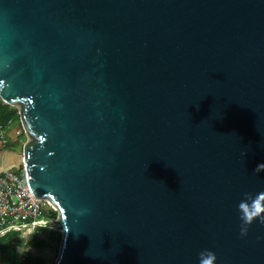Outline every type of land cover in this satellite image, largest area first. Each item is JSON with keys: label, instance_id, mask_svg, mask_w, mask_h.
<instances>
[{"label": "water", "instance_id": "water-1", "mask_svg": "<svg viewBox=\"0 0 264 264\" xmlns=\"http://www.w3.org/2000/svg\"><path fill=\"white\" fill-rule=\"evenodd\" d=\"M0 99L53 264H264V0H0Z\"/></svg>", "mask_w": 264, "mask_h": 264}, {"label": "built area", "instance_id": "built-area-1", "mask_svg": "<svg viewBox=\"0 0 264 264\" xmlns=\"http://www.w3.org/2000/svg\"><path fill=\"white\" fill-rule=\"evenodd\" d=\"M0 102L5 103L1 99ZM15 123L17 122L9 120L6 124H0V150L9 147L11 135L18 139V144H23V128L18 123L14 125ZM53 211L57 212V209L51 201L36 198L32 194L27 171L22 164L16 168L0 170V230L53 229L57 219L52 216ZM16 221L20 223H15ZM30 252L31 248L26 243L21 244L20 261H24Z\"/></svg>", "mask_w": 264, "mask_h": 264}, {"label": "trees", "instance_id": "trees-1", "mask_svg": "<svg viewBox=\"0 0 264 264\" xmlns=\"http://www.w3.org/2000/svg\"><path fill=\"white\" fill-rule=\"evenodd\" d=\"M9 120H14L21 126L18 110L15 107L0 102V124H6ZM24 135L25 134L23 132L21 137L25 138ZM52 216L57 217V212L53 211ZM54 232H57V234H55L54 237L49 236L46 237L45 239L32 237L31 239L27 240L25 243L31 248V252L24 259V261L21 262L17 250V247L21 245V242L17 240V236H18L17 231L16 232H11L10 230L5 231L2 237V242L6 244L8 249L14 248L10 257L11 264H53L57 256L59 244L61 240V233L59 231H54ZM55 237L58 238V245L56 246L54 260L52 261V263H49L47 257H43L42 253L44 250H47L48 241L54 239Z\"/></svg>", "mask_w": 264, "mask_h": 264}, {"label": "clouds", "instance_id": "clouds-1", "mask_svg": "<svg viewBox=\"0 0 264 264\" xmlns=\"http://www.w3.org/2000/svg\"><path fill=\"white\" fill-rule=\"evenodd\" d=\"M255 172H264V163L256 166ZM239 218L242 221L241 235H246L248 226L259 219L261 224H264V191L252 193H245L244 199L238 204ZM216 254L208 249L202 250L198 255V264H216Z\"/></svg>", "mask_w": 264, "mask_h": 264}, {"label": "crops", "instance_id": "crops-1", "mask_svg": "<svg viewBox=\"0 0 264 264\" xmlns=\"http://www.w3.org/2000/svg\"><path fill=\"white\" fill-rule=\"evenodd\" d=\"M10 138H11V142L9 147L7 149L0 150V170L7 168H16L20 165L18 154L15 153L11 148L13 144L15 145L18 144L17 139L14 138L13 135H11ZM4 233H5L4 230H0V264H11L10 257L14 248L8 249L6 244L2 242V237ZM18 237L20 236H17V239ZM36 237L45 239L47 237V234L39 231L36 233ZM31 238H32L31 236H28V238L26 237L25 239L29 240ZM20 249H21V245L17 247L18 253ZM46 252L47 250L43 251L42 253L43 257H46Z\"/></svg>", "mask_w": 264, "mask_h": 264}, {"label": "rangeland", "instance_id": "rangeland-1", "mask_svg": "<svg viewBox=\"0 0 264 264\" xmlns=\"http://www.w3.org/2000/svg\"><path fill=\"white\" fill-rule=\"evenodd\" d=\"M17 123H15L14 125H16ZM25 136V135H24ZM26 140V137H21V141ZM25 140L23 141V143L25 142ZM22 145L23 144H13L12 145V150L15 153H20L22 150ZM19 158V157H18ZM15 223H20L19 221H16ZM11 232H16L13 229H10ZM41 231L42 233H46L47 237L51 236L54 237L55 234H57V232H54L53 229H49V228H24V229H20L19 231H17L18 239L19 242H21V244L25 243L27 241V239H25L26 237L28 238V236H31L33 238L36 237V233ZM48 232V233H47ZM58 245V238L55 237L52 240H49L47 243V252H46V257L49 263H52V261L54 260V256H55V250H56V246Z\"/></svg>", "mask_w": 264, "mask_h": 264}]
</instances>
